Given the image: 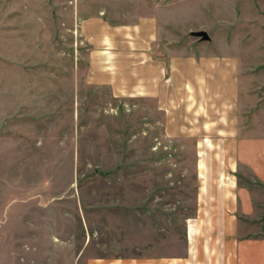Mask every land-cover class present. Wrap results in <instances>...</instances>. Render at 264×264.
<instances>
[{
  "label": "rangeland",
  "instance_id": "1",
  "mask_svg": "<svg viewBox=\"0 0 264 264\" xmlns=\"http://www.w3.org/2000/svg\"><path fill=\"white\" fill-rule=\"evenodd\" d=\"M95 16L120 29L155 16L161 71L171 57H226L239 94L223 103L190 83L162 100L91 84L81 23ZM121 55L105 72L136 70ZM240 139H264V0H0V264L192 249L216 264L222 219L264 236V182L237 157ZM239 188L250 217L233 203Z\"/></svg>",
  "mask_w": 264,
  "mask_h": 264
},
{
  "label": "crops",
  "instance_id": "2",
  "mask_svg": "<svg viewBox=\"0 0 264 264\" xmlns=\"http://www.w3.org/2000/svg\"><path fill=\"white\" fill-rule=\"evenodd\" d=\"M157 23L156 17L153 16L145 18L135 25H127L125 29H120L108 23L101 16L84 19L81 23L82 35L93 48L89 61L91 64L90 83L96 86H108L119 95L137 93L141 97L148 94L162 100L167 96L169 98V95L175 92L178 86L185 90L191 83L196 88L205 86L211 95H220L219 101L223 103L235 100L240 89L238 61L236 60L228 61L226 57L216 56L213 59H203L199 64L195 59L193 61H177L171 57V71L168 74L161 71L159 64L153 60V56L150 54L156 43ZM121 54L125 55L123 59L132 63L136 62V70L129 67V70L131 68L135 72L131 73L128 70L126 77L120 76V73L113 74V71L105 72L103 67L110 60H121L119 58ZM99 60L103 66L98 64ZM117 61L116 63L119 62ZM236 144L237 157L242 165L255 174L257 179L264 182V139H240ZM235 194L236 198L233 203L238 209V214L246 217L252 216L255 210L249 192L239 188ZM238 221L236 215L229 216L228 220L222 219L223 236L220 237V240L222 239L223 249L216 248V251L213 252L216 256L211 254V260H215L216 264H264V236L260 238L239 236L241 224ZM217 238L219 239V236ZM211 252V247H204L203 254L209 260L208 254L210 255ZM82 254L78 253V258L73 264H196L193 260L199 253L198 251L193 252L192 249L189 252L192 259L189 257L168 260L160 257L146 260L142 258L91 257L81 262Z\"/></svg>",
  "mask_w": 264,
  "mask_h": 264
},
{
  "label": "water",
  "instance_id": "3",
  "mask_svg": "<svg viewBox=\"0 0 264 264\" xmlns=\"http://www.w3.org/2000/svg\"><path fill=\"white\" fill-rule=\"evenodd\" d=\"M195 35L202 37L204 40H208L209 39V36L205 32H199V33H197Z\"/></svg>",
  "mask_w": 264,
  "mask_h": 264
}]
</instances>
